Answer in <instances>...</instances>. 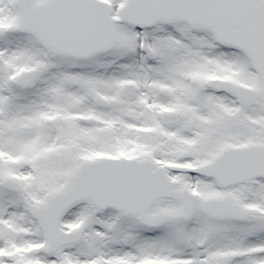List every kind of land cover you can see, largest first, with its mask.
Returning a JSON list of instances; mask_svg holds the SVG:
<instances>
[{"label": "snow or ice", "instance_id": "1", "mask_svg": "<svg viewBox=\"0 0 264 264\" xmlns=\"http://www.w3.org/2000/svg\"><path fill=\"white\" fill-rule=\"evenodd\" d=\"M0 264H264V0H0Z\"/></svg>", "mask_w": 264, "mask_h": 264}]
</instances>
